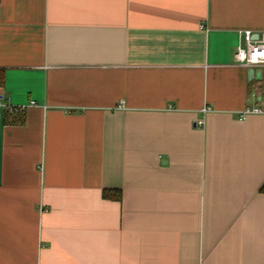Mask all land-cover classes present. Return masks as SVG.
<instances>
[{
	"label": "crops",
	"instance_id": "obj_1",
	"mask_svg": "<svg viewBox=\"0 0 264 264\" xmlns=\"http://www.w3.org/2000/svg\"><path fill=\"white\" fill-rule=\"evenodd\" d=\"M246 30L264 0H0V264H264Z\"/></svg>",
	"mask_w": 264,
	"mask_h": 264
},
{
	"label": "built area",
	"instance_id": "obj_2",
	"mask_svg": "<svg viewBox=\"0 0 264 264\" xmlns=\"http://www.w3.org/2000/svg\"><path fill=\"white\" fill-rule=\"evenodd\" d=\"M239 43L234 52V60L236 63L247 67H258L264 65V33L255 35L252 31L246 30L240 33ZM3 98L0 96V104ZM34 104V103H32ZM4 107L10 111L21 110L25 111V107L13 108L7 104ZM259 108L246 109L243 116L249 114H261ZM198 124L203 125V121H198Z\"/></svg>",
	"mask_w": 264,
	"mask_h": 264
},
{
	"label": "trees",
	"instance_id": "obj_3",
	"mask_svg": "<svg viewBox=\"0 0 264 264\" xmlns=\"http://www.w3.org/2000/svg\"><path fill=\"white\" fill-rule=\"evenodd\" d=\"M4 81H5V75H4V71L0 70V88L3 87L4 85ZM8 112L12 113L13 115H15L16 117H20V123H24L25 121V117H24V113L25 111H21V110H14V111H10L7 110ZM261 191L264 193V185L261 189ZM103 196L105 199H111V200H116V201H120L121 200V193L119 191H104Z\"/></svg>",
	"mask_w": 264,
	"mask_h": 264
}]
</instances>
